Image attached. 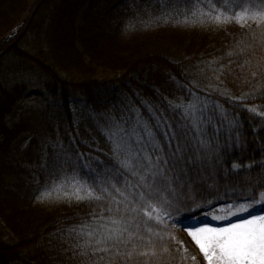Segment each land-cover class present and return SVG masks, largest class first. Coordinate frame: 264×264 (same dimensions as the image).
<instances>
[{
	"label": "trees",
	"instance_id": "1",
	"mask_svg": "<svg viewBox=\"0 0 264 264\" xmlns=\"http://www.w3.org/2000/svg\"><path fill=\"white\" fill-rule=\"evenodd\" d=\"M148 11L230 19L220 27L171 23L124 33L129 18ZM259 12L264 0H0V44L26 23L33 39L0 47V62L11 54L32 64L61 112L56 115V107L54 119L8 127L5 120L25 87L0 83V264H107V257L80 255L83 240L71 230L107 217L111 201L101 187H121L128 175L113 151L117 121L133 149L141 140L152 152L145 135L151 131L164 157L174 143L165 133L184 125L191 137L187 154L194 159L166 173L173 182L160 193L159 219L145 224L147 218L136 215L135 236L122 249L135 246L127 264H203L199 257L185 258L175 242L176 223L259 199L264 191V22L251 18ZM242 13L248 23L232 20ZM76 98L85 103L77 127L70 107ZM189 104L202 109L196 113L199 132L178 107ZM24 130L30 137L15 154L13 142ZM233 163L241 164L238 172ZM63 179L79 180L103 199L46 207L42 194Z\"/></svg>",
	"mask_w": 264,
	"mask_h": 264
},
{
	"label": "snow or ice",
	"instance_id": "2",
	"mask_svg": "<svg viewBox=\"0 0 264 264\" xmlns=\"http://www.w3.org/2000/svg\"><path fill=\"white\" fill-rule=\"evenodd\" d=\"M252 19L264 22V12L254 13ZM214 19L219 23L221 16L217 15ZM230 19L225 17V20ZM236 19L242 21L245 14H239ZM184 107L185 115L192 118V130L199 132L201 122L196 113L202 112L195 104ZM145 135L153 145V151H144L141 140H137L138 149H133L131 143L126 139L123 130L117 125L111 132L114 140L113 151L119 160L120 167L128 175L123 177L121 187L117 183H110V187H101V192L106 193L110 198L111 205L107 211V217L101 216L91 224L82 226L77 236L83 240L78 244L80 255L104 260L107 257V264H114L120 261L127 264L132 260L135 253V246L128 249L132 243L135 233L131 231L137 227L133 221L136 215L142 213L147 221L159 219L161 217L160 193L164 190H171L170 185L173 177L166 175L167 172L176 170L181 164H191L194 162L192 156L187 153L190 150L191 137L189 129L184 125H178L175 132L165 133L171 142L168 148L167 157L160 155L162 151L160 144L155 140L151 131L146 130ZM239 143V141H237ZM202 148H207L205 141H200ZM199 159V156L196 157ZM241 164L233 163L231 170L238 172ZM183 169L180 172L183 173ZM228 176V171L224 172ZM129 176L134 179H129ZM175 179H179L177 176ZM119 183V181H118ZM72 187L75 189L74 195L77 200L85 198L101 200L102 195H96L94 191L79 180H74ZM86 192V196H81V190ZM247 199V198H246ZM163 203H167L166 200ZM257 205H264V191L259 193V199L252 196L250 200L225 210V219L237 216L238 222H232L226 227H199L189 231V235L195 242L206 264H264V214L256 213L253 209ZM247 213V215H245ZM219 219V217H213ZM139 255H147L141 252ZM195 260V257H193Z\"/></svg>",
	"mask_w": 264,
	"mask_h": 264
},
{
	"label": "rangeland",
	"instance_id": "3",
	"mask_svg": "<svg viewBox=\"0 0 264 264\" xmlns=\"http://www.w3.org/2000/svg\"><path fill=\"white\" fill-rule=\"evenodd\" d=\"M95 0H88L89 3ZM122 1V0H121ZM217 16V15H216ZM208 13H192L190 15L182 16H167V15H155L148 12H140L133 17L128 19V22L124 28V33L134 36L139 33H149L156 31L159 28L166 27L169 24L186 25L187 28H203L208 26L220 27L224 26L229 22L225 20V17H221V22H217ZM233 21L240 23H248L249 18H245L242 21H238L236 18ZM28 23L15 29L6 40L0 44L3 50H7L8 46L32 42V36L26 31ZM18 70V74L15 72ZM4 86L13 88L15 86H24L23 98L16 104L11 114L6 118L5 122L8 127L13 124H22L25 120L33 122V120L40 119L41 117H50L54 119V109L57 107L56 115L61 113L58 107V103L54 96H52L47 88V80L41 78L39 73L34 69V66L30 63H21L14 59V56L8 54L0 62V83ZM84 101L80 98H76L71 101V113L75 120V124L80 123L84 118ZM77 124L75 125L77 127ZM121 127L119 121L116 122V126ZM31 132L29 130H24L22 134L13 142V151L16 154L22 150L30 137ZM74 180L63 179L61 181L55 182L44 191L41 196V202L45 204L46 207H52L54 205H59L63 203H72L77 200L74 192L75 189L72 187ZM81 196H86V192L82 189L79 193ZM84 200V199H82ZM225 208H219L216 212H212L207 215L203 220H197L193 222L186 223H176L174 226V236L175 242L181 245L184 256L186 259L193 257H199L203 264H206L203 254L200 252L199 248L192 240L191 236L188 234L190 230H194L199 227H226L232 222H238L240 219L237 216H232L230 219H225ZM233 211H235V206H233ZM254 212L264 214V205H257ZM247 215V213H245ZM213 217H219V219H213ZM6 240V239H5ZM9 244L13 245L9 240H6Z\"/></svg>",
	"mask_w": 264,
	"mask_h": 264
}]
</instances>
